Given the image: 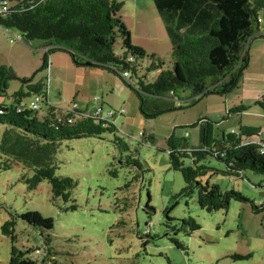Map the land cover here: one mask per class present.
Wrapping results in <instances>:
<instances>
[{
  "label": "rangeland",
  "instance_id": "1",
  "mask_svg": "<svg viewBox=\"0 0 264 264\" xmlns=\"http://www.w3.org/2000/svg\"><path fill=\"white\" fill-rule=\"evenodd\" d=\"M119 1L123 2L119 15L133 43L161 57L165 69L171 68L172 41L154 0ZM259 17L264 31V7ZM17 36H21L18 30L0 27V63L12 67L18 76L0 95V104L14 102L13 94L23 85L21 78L33 77L35 82L46 84L51 104L61 111L94 114L103 105L105 114L117 112L112 119L118 130L60 142L57 174L70 176L77 183L68 201L55 197L47 181L30 190L22 176H32L31 169L19 164L0 168V264L10 260L12 241L3 234L2 225L12 215L19 216L17 246L40 248L39 260L45 259L44 264H264V211L255 212L250 202L232 200L227 210L208 212L199 206L197 190L191 196H180L185 181L181 172L170 167L167 143L175 131L179 136L188 133L190 145H200L207 122L214 137L239 132L242 122L259 128V134L264 132L260 116L264 109L254 101L264 99L261 52L251 59L240 88L146 118L137 93L120 76L99 68H78L62 51L51 54L49 68L41 69L43 43L12 42ZM259 41L264 38H254L252 54ZM122 45L118 37L114 50L119 54L123 53ZM158 73L149 72L148 80L154 81ZM183 94L190 97V91ZM31 99V95L25 96L22 103ZM241 101L250 106L248 114L230 112ZM183 103L187 104V99ZM195 123L199 124L189 127ZM5 129L0 123V139ZM208 165L213 169L210 176H204L205 183L209 180L223 191L238 190L258 205L264 202L263 175L252 171H246L244 177L215 174L214 169L226 166L214 157L208 159ZM27 212L52 219L53 228L40 229L23 220L20 216ZM190 217L201 228L188 234L183 220ZM47 237L51 239L50 254L44 244ZM174 237L183 248L176 246ZM237 253L249 256L234 258Z\"/></svg>",
  "mask_w": 264,
  "mask_h": 264
},
{
  "label": "trees",
  "instance_id": "2",
  "mask_svg": "<svg viewBox=\"0 0 264 264\" xmlns=\"http://www.w3.org/2000/svg\"><path fill=\"white\" fill-rule=\"evenodd\" d=\"M154 3L172 41L173 63L168 69L164 68L161 57L133 43L131 32L119 15L123 6L119 0H0V27L18 30L20 41L25 44L36 40L43 43L41 69L49 68L51 54L62 51L70 55L78 68H99L120 76L137 93L140 111L146 118L184 109L210 94L223 96L240 88L250 63L251 41L264 38L259 18L264 0H154ZM118 37L123 41L122 54L114 50ZM152 71L159 73L154 81H149ZM16 78L12 67L0 63V95H4L9 82ZM21 81V89L13 94L15 101L0 104V123L6 125L0 139V168L10 169L13 164H19L31 169L32 176H22L30 190L47 181L55 197L68 201L77 183L70 176L57 174L60 142L98 136L106 131L116 133L118 127L112 118L117 112L109 117L103 105L97 108L99 114L64 112L51 104L43 81L35 82L33 77H23ZM186 91H190L189 98L183 94ZM29 95L31 101L41 97L38 109L31 107V101L22 103ZM185 99L187 104L183 103ZM258 104L264 106V100ZM247 109L240 104L230 112ZM234 131L214 137L207 122L202 130L201 146L197 147L190 146L186 136L173 132L167 139L169 164L181 172L185 181L179 195L191 196L197 190L198 204L208 212L227 210L232 200L250 202L255 212L264 211V202L258 205L238 190L223 191L218 184L204 182V176H210L209 170L213 169L208 165L210 157L226 166L224 170L214 169L215 174L244 177L246 171H252L264 176L262 133L258 140L245 142L240 131ZM116 140L126 147L117 136ZM18 217L12 215L2 225L3 234L12 241L9 264H44L45 259L39 260L40 248L17 246ZM20 217L40 229L54 226L52 219L39 213L27 212ZM183 226L188 234L201 228L192 217L184 219ZM172 240L183 248L178 238ZM50 242L49 237L44 239L48 254ZM248 256L233 255L234 258Z\"/></svg>",
  "mask_w": 264,
  "mask_h": 264
},
{
  "label": "crops",
  "instance_id": "3",
  "mask_svg": "<svg viewBox=\"0 0 264 264\" xmlns=\"http://www.w3.org/2000/svg\"><path fill=\"white\" fill-rule=\"evenodd\" d=\"M260 18V17H259ZM260 21H261V18H260ZM263 21H261V23H262ZM262 32H264V31H262ZM260 42V43H259ZM257 44V47H256V50H255V53L254 54H252L251 53V49H253V47H254V39L251 41V44H250V47H249V54H250V62H251V59H253V57H254V59H255V57L257 58V56H258V53L259 52H261V55L263 56V62H264V41H259ZM255 55V56H254ZM50 62H51V58H50ZM250 64V63H249ZM260 100V97L259 98H254V101L256 102V103H258V101ZM264 100V99H263ZM241 104H244L246 107H248V109L247 110H245V111H243V112H241L242 113V115L244 114H248V112H249V110L251 109V108H249L250 106L248 105V104H245L243 101H241ZM102 106V105H101ZM262 106V105H261ZM227 108V107H226ZM262 108L264 109V106H262ZM116 116V115H115ZM260 116H262L263 117V119H264V114H262V115H260ZM243 124H241V127H240V129H239V131H240V134H241V136H242V139L245 141V142H248V141H255V140H258L259 139V133L258 132H260L258 129L259 128H257V127H254V126H246L245 124H244V122H242ZM262 123H264V122H262ZM262 129H264V128H262ZM261 130V129H260ZM256 131H258V132H256ZM264 131V130H263ZM262 133H264V132H262ZM186 136H188V133H186ZM248 136H250V137H248ZM190 146H201V144L200 145H190Z\"/></svg>",
  "mask_w": 264,
  "mask_h": 264
},
{
  "label": "built area",
  "instance_id": "4",
  "mask_svg": "<svg viewBox=\"0 0 264 264\" xmlns=\"http://www.w3.org/2000/svg\"><path fill=\"white\" fill-rule=\"evenodd\" d=\"M7 9V7L6 6H4L3 7V10H6ZM14 39H18V40H20L21 38H20V36H17V37H15ZM11 41H13V40H11ZM124 75L126 76V75H128V73L127 72H124ZM31 107L32 108H34V109H38L40 106H41V97L40 96H36L32 101H31ZM121 112H124V109H122L121 110ZM96 113L97 114H99L100 113V109H98L97 111H96ZM114 115V111H108V113H107V116H109V117H111V116H113ZM233 132H235L234 130H233ZM263 144H262V148H261V150L262 151H264V133H262V136H261V140H260Z\"/></svg>",
  "mask_w": 264,
  "mask_h": 264
}]
</instances>
